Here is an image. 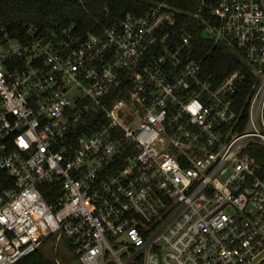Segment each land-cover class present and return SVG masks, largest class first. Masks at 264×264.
Returning <instances> with one entry per match:
<instances>
[{
    "label": "built area",
    "instance_id": "obj_1",
    "mask_svg": "<svg viewBox=\"0 0 264 264\" xmlns=\"http://www.w3.org/2000/svg\"><path fill=\"white\" fill-rule=\"evenodd\" d=\"M192 18L172 40L166 3L86 36L0 26V264L52 240L77 264H264V0ZM196 34L243 68L205 75Z\"/></svg>",
    "mask_w": 264,
    "mask_h": 264
},
{
    "label": "trees",
    "instance_id": "obj_2",
    "mask_svg": "<svg viewBox=\"0 0 264 264\" xmlns=\"http://www.w3.org/2000/svg\"><path fill=\"white\" fill-rule=\"evenodd\" d=\"M158 2L174 9L175 26L169 29L171 40L178 39L183 29H196L192 14L199 0H0V26L11 36H18L23 24H34L39 30H46L53 23L72 24L77 35L86 36L99 33L102 27L118 21L126 13L142 15ZM191 48L194 49L192 58L200 60L204 74L216 81L243 68L240 52L231 45L218 44L210 49V44L196 34ZM249 91V82H245L237 94L239 104L244 105ZM15 264L55 262L39 249Z\"/></svg>",
    "mask_w": 264,
    "mask_h": 264
},
{
    "label": "rangeland",
    "instance_id": "obj_3",
    "mask_svg": "<svg viewBox=\"0 0 264 264\" xmlns=\"http://www.w3.org/2000/svg\"><path fill=\"white\" fill-rule=\"evenodd\" d=\"M40 250L55 264H73L75 262L73 252L61 241L52 240L43 245Z\"/></svg>",
    "mask_w": 264,
    "mask_h": 264
},
{
    "label": "bare ground",
    "instance_id": "obj_4",
    "mask_svg": "<svg viewBox=\"0 0 264 264\" xmlns=\"http://www.w3.org/2000/svg\"><path fill=\"white\" fill-rule=\"evenodd\" d=\"M158 3H159V2H158ZM174 14H175V13H174ZM180 28H181V27H180ZM222 46H223V45H222ZM194 47H196V46H194ZM198 49H199V48H198ZM208 49H209V48H208ZM213 49H214V48H213ZM229 49H230V48H229ZM199 50H200V49H199ZM193 52H194V51H193ZM194 58H195V57H194ZM201 62H202V61H201ZM201 67H202V66H201ZM213 78H214V77H213ZM219 80H220V79H219ZM219 80H218V81H219Z\"/></svg>",
    "mask_w": 264,
    "mask_h": 264
},
{
    "label": "snow or ice",
    "instance_id": "obj_5",
    "mask_svg": "<svg viewBox=\"0 0 264 264\" xmlns=\"http://www.w3.org/2000/svg\"><path fill=\"white\" fill-rule=\"evenodd\" d=\"M24 142H23V140H21V144H23ZM26 146V145H25Z\"/></svg>",
    "mask_w": 264,
    "mask_h": 264
},
{
    "label": "water",
    "instance_id": "obj_6",
    "mask_svg": "<svg viewBox=\"0 0 264 264\" xmlns=\"http://www.w3.org/2000/svg\"><path fill=\"white\" fill-rule=\"evenodd\" d=\"M73 264H77L76 262H74Z\"/></svg>",
    "mask_w": 264,
    "mask_h": 264
}]
</instances>
